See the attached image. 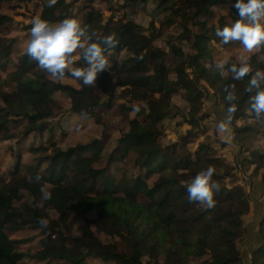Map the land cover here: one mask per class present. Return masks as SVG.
<instances>
[{
	"label": "trees",
	"instance_id": "16d2710c",
	"mask_svg": "<svg viewBox=\"0 0 264 264\" xmlns=\"http://www.w3.org/2000/svg\"><path fill=\"white\" fill-rule=\"evenodd\" d=\"M153 1L163 6L167 0ZM218 1L188 0L187 11L174 5L168 7L174 17L166 22L177 23L182 28L169 39V54L173 55L175 65L165 64L167 55L153 45L155 38L160 36L159 28L153 22L143 26L132 21L124 22L122 18L114 21L111 15L104 20L92 5L84 7L79 21L86 28L85 34L102 46L105 37L112 36L114 40V46H104L103 54L109 68L97 76L95 85H83L67 71L62 79H73L77 85L66 81L54 82L28 55L19 57L14 64L17 68L15 76L4 79L12 83V91L7 93L0 86V101L4 104L0 106V114L4 117L0 122V131L6 133L7 124L13 122L21 128L22 137L33 139L29 136L34 134L40 144L31 143L28 150L41 156L35 165L26 168V175L20 177L17 155L14 169L10 171L13 183L8 191L0 194V264H22L26 253L16 248L15 244L28 240H10L8 233L28 224L30 228L39 229L42 236L37 249L30 254L37 261L57 259L61 264H91L88 260L93 259L104 264H187L190 257L206 255L201 264L241 263L237 239L243 231L241 216L249 208L248 193L239 185L228 188L222 183L221 180L230 176L231 172L217 170L222 162L208 155L207 147L199 145L194 153L178 158L175 149L163 147L158 142L162 130L155 126L156 122L169 116L171 96L180 91L188 103L187 122L192 126L198 123L196 113L200 110L205 91L197 85L200 80L216 90L232 121L244 116L245 106L250 105L258 90L264 89V81H261L260 89L249 90L251 77L257 73L264 76V43L256 46L258 52L251 60L244 62L255 72L249 71L239 80L233 79V74L227 71L230 64H242L232 58L225 64L226 75L205 64L214 63L211 59L214 45L220 43L215 35L216 29L230 25L223 16L219 17L216 25H208L206 20L199 19ZM72 2L56 0L49 7L46 0H40L38 17L52 24L65 17L76 18ZM12 41L0 38V77L1 71L6 70V63L2 60ZM181 42H186L189 49H184ZM122 50L126 56L117 69L122 77L114 82L110 64L115 54ZM150 62H153V70L147 74L146 66ZM73 65L82 66L83 61H75ZM112 84L120 88L119 99L128 98V102L140 101L144 104L142 112L146 120L141 123L135 117L129 121L128 128L119 137L118 146L111 151L104 167H94L102 159L99 139L78 140L64 150L55 148L54 141L50 142L51 148L45 146L41 141L44 135L49 142L51 135H57L59 141L65 133L62 123L51 121L55 114L53 109L59 106L54 99L56 91L66 94L71 115L87 117L92 115V109L100 105ZM229 93L234 96L232 101L226 98ZM110 103L111 99L105 107L109 108ZM229 104L235 106L232 113L227 112ZM251 128L249 125L236 128V133H245ZM6 137L12 135L7 134ZM134 147V164L140 172L126 179L129 189L128 194L123 195L120 192L121 182L118 183L116 178L114 183L108 180V169L112 162L123 161ZM48 150L50 153H46ZM253 156L264 164L263 153L256 149ZM208 167L214 170L210 183H215L219 189L214 190L210 207L189 201L186 191L196 174ZM261 168L259 181L264 187V167ZM151 177L155 180L150 185L148 180ZM22 191L35 198L43 197V207L28 208V217L19 214L13 205V201L22 198ZM46 194H50L48 198H45ZM139 195L146 197L148 202L139 200ZM51 210L58 213L57 220L48 215ZM66 211L78 215L93 211L101 222V232L110 238L117 237L120 245L114 239L103 242L90 227L83 225L80 235L65 247L66 237L61 224L66 218ZM15 218L19 219L17 225ZM41 219L47 222L46 227L38 223ZM259 225L264 231V214ZM261 237V244L252 251L250 264H264V234ZM142 256L149 259L142 261Z\"/></svg>",
	"mask_w": 264,
	"mask_h": 264
},
{
	"label": "rangeland",
	"instance_id": "374dc122",
	"mask_svg": "<svg viewBox=\"0 0 264 264\" xmlns=\"http://www.w3.org/2000/svg\"><path fill=\"white\" fill-rule=\"evenodd\" d=\"M71 1V0H69ZM72 11L77 16L75 19L81 20V15L84 13L86 5H92L96 10L102 14L105 20L110 15L113 20L122 18L124 22L132 21L143 26H148L153 22L156 28H159L160 36L155 38L153 45L160 47L167 55L165 64L175 65L173 55L169 54L170 36L182 31L177 23H167L172 15L168 7H180L184 11L189 8L188 0H167L163 6H159L156 1L146 0H72ZM146 2L147 3L146 5ZM152 2L154 8L152 9ZM234 0H219L217 4L209 8L207 13L201 14L199 19L206 20L208 25H216L220 16L231 25L237 19V10L233 7ZM141 4V5H136ZM41 9L40 0H0V38L13 39L10 43L9 51L4 56L2 62L6 63V70L1 71L0 86L3 91L9 93L12 91L11 82L7 83L6 80L9 76L13 77L16 73V64L19 57L26 56L27 41L30 36V28L32 26V19L39 16ZM153 11L155 14L153 15ZM142 15V17H140ZM145 15V16H143ZM139 16V17H138ZM184 49H189L186 42H181ZM258 52V48L254 47L252 50H247L239 41H230L226 44H215L212 53L213 62H206L209 67L216 68L215 64L220 62H227L232 58L235 62L244 63L251 60ZM126 52L124 50L116 53L113 62L110 64L112 67L111 75L115 82L122 75L118 73L120 61L125 58ZM252 57V58H251ZM74 67V65H73ZM153 70V62L146 66V73L150 74ZM249 71L255 72L253 67H249ZM226 75V71L223 72ZM173 77V75H171ZM47 78L54 82L66 83L70 82L77 85L73 79H58L47 73ZM189 78L191 76L189 75ZM66 81V82H65ZM198 87L204 91L201 101L200 110L196 113L198 123L192 126L187 122L188 119V103L184 99L183 92H177L171 96L169 106V116L156 122L162 130V134L158 137V142L163 147H171L175 149L176 157L183 158L189 153H194L199 145L207 147L206 153L208 155L217 157L222 162V165L217 167L221 173L231 172L230 176L224 177L221 181L226 187L231 188L234 185L241 186L246 193H248L249 208L241 216V235L237 239L238 250L245 249V242L250 234L248 225L254 228L258 241L256 250L261 244L264 234L260 220L264 214V187L259 181V176L264 167L263 161L258 157L253 156V151L256 149L264 154V115L262 117H255L254 112L251 110L250 105L245 106V115L234 119L233 121L226 113L224 104L219 100L218 94L213 87H209L205 81L200 80L197 82ZM120 88L112 84L108 88V93L103 95L102 101L98 107L91 110L92 115L85 117L80 114V117L71 115L68 98L64 92L56 91L54 99L59 105L53 109L54 116L51 121H59L64 126V134L57 141V135H51V140L47 142V137L44 135L41 141L46 147L51 148L50 142L54 141L55 148L66 149L68 146L73 145L78 140L99 139L101 140L102 159L94 164L95 168L104 167L105 161L110 155L111 151L118 146V139L122 133L128 128V123L132 118H137L141 123H144L146 118L145 113L142 112L144 104L140 101H129L128 98L119 99ZM111 99L110 107L106 108L105 103ZM4 104L0 101V106ZM4 117L0 114V122ZM225 122L226 127L230 129L231 141L225 140L226 133L218 130L217 125L219 122ZM251 126V130L245 133H236V128L243 126ZM8 131L3 133L0 131V194L8 191L10 185L13 183V177L10 171L14 169L17 155L19 157L20 171L18 176L24 177L26 175V168L30 165H35L38 158L41 156L35 152H29L28 146L33 143L34 145L40 144L36 141L34 134L29 137L33 139H26L21 136V128L17 127L13 122L7 124ZM8 132V133H7ZM11 134L12 137H6ZM136 148H132L127 157L120 162H112L108 169V180L112 183L115 178L118 183L121 182V194H128L129 185L126 179L129 176L135 177L139 174L138 166L134 164ZM46 153H50L48 150ZM254 163V164H251ZM43 166V165H42ZM19 177V179H21ZM18 179V180H19ZM17 180V179H16ZM14 180V182L16 181ZM128 180V179H127ZM155 177H151L148 183L151 185ZM113 189V187H110ZM23 196L20 200L13 201V205L19 214L27 216V209L36 207L41 209L43 207V197L35 198L22 191ZM139 200L148 202V199L142 195L138 196ZM50 218L57 220L58 213L55 211L47 212ZM65 220L61 224L63 234L66 237L64 243L65 247L72 244V239L80 235V228L86 225L91 228L94 234L103 239V242L117 241V237L110 238L101 232V222L96 217L93 211L84 215H78L72 211L65 212ZM15 225L19 224V219L15 218ZM10 240H23L27 242L15 244L16 248L25 251L26 256L21 260L22 264H61L60 260L48 259L45 261H37L30 257L37 249L38 241L40 240L41 232L37 228H30L29 224L18 229V231L9 232ZM248 234V235H247ZM114 239V240H113ZM120 245V240H118ZM252 256V253H251ZM207 256L190 257L187 264H201ZM148 256H142L141 260H148ZM91 264H104L98 260L89 259ZM112 264V262H108Z\"/></svg>",
	"mask_w": 264,
	"mask_h": 264
},
{
	"label": "clouds",
	"instance_id": "9594fccd",
	"mask_svg": "<svg viewBox=\"0 0 264 264\" xmlns=\"http://www.w3.org/2000/svg\"><path fill=\"white\" fill-rule=\"evenodd\" d=\"M46 3L51 7L56 0H46ZM233 7L237 10L239 19L231 25L216 29L215 35L220 43L239 41L249 51L264 43V0H234ZM29 32L26 54L53 77L62 79L67 71L83 85H95L97 76L109 68L103 53L104 46H114L113 37H105L102 46L101 43L92 41L91 37L85 34L86 28L73 17H65L55 24L34 17ZM81 60L82 66L73 67L75 61ZM225 64L226 62L215 64L221 75L225 70ZM227 71L233 74V79L239 80L249 72V67L246 63L239 66L230 64ZM261 81H264V76H260L259 73L251 77L249 90L260 89ZM226 98L232 101L234 96L229 93ZM250 107L257 118L264 115V89L258 90L251 98ZM234 111L235 106L229 104L227 112ZM217 128L220 132L226 133L225 140L230 142L232 137L226 123L219 122ZM213 171L212 167L203 169L188 183L186 191L189 201H197L209 207L212 205L214 190H219L215 183H210ZM49 195L46 194L45 198ZM38 223L47 226L43 219Z\"/></svg>",
	"mask_w": 264,
	"mask_h": 264
},
{
	"label": "crops",
	"instance_id": "0c3cea01",
	"mask_svg": "<svg viewBox=\"0 0 264 264\" xmlns=\"http://www.w3.org/2000/svg\"><path fill=\"white\" fill-rule=\"evenodd\" d=\"M147 3H149V2H146V5H147ZM136 5H138V4H136ZM139 5H141V4H139ZM151 7H152V9L154 8L153 2H152ZM152 14L154 15L155 12L153 11ZM143 16H145V15H143ZM140 17H142V15H140ZM248 228L250 229V234L249 235L247 234L248 239L245 242V249L243 250V255L241 254L242 249H239L240 259H241L240 264H250L251 263V253H252L253 249L256 248L257 242L259 241V237L257 238L258 241L254 238V237H256V233L254 232V228L251 226V224L248 225Z\"/></svg>",
	"mask_w": 264,
	"mask_h": 264
}]
</instances>
